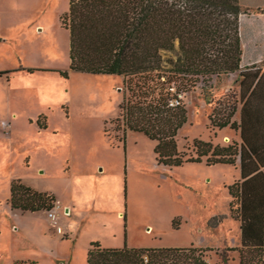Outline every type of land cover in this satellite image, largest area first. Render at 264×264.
I'll use <instances>...</instances> for the list:
<instances>
[{
	"label": "rangeland",
	"instance_id": "rangeland-1",
	"mask_svg": "<svg viewBox=\"0 0 264 264\" xmlns=\"http://www.w3.org/2000/svg\"><path fill=\"white\" fill-rule=\"evenodd\" d=\"M69 1L0 0V123H8L0 128V264L38 250L37 264H87L92 238L109 249L192 245L206 264H264V250L241 247L236 206L230 208L227 187L239 180L238 162L158 166L155 143L123 131V78L69 71V33L60 20ZM237 80L238 73L205 80L177 97L187 118L176 136L179 152L193 156V140L237 147L238 132L208 121L237 104ZM14 180L70 194L72 217L60 216L65 227L73 221L67 225L76 239L53 225L49 231L46 212L13 227L12 216L21 215L9 206Z\"/></svg>",
	"mask_w": 264,
	"mask_h": 264
},
{
	"label": "trees",
	"instance_id": "trees-1",
	"mask_svg": "<svg viewBox=\"0 0 264 264\" xmlns=\"http://www.w3.org/2000/svg\"><path fill=\"white\" fill-rule=\"evenodd\" d=\"M241 14L246 11L239 0H70L60 20L69 33V71L123 78L128 93L119 108L123 131L154 142L158 166L171 170L184 164L238 162L239 180L227 187V193L230 208L236 206L240 244L264 250V69L251 65L240 71ZM234 73H238L239 108L231 105L224 118L211 115L208 121L217 129L238 132L237 147L193 140V156L179 152L176 136L187 118L177 97L200 82ZM59 75L68 78L66 71ZM172 100L179 105L170 107ZM54 205L53 195L36 192L19 180L10 183L11 210L48 212ZM201 251L192 245L104 249L94 242L86 263L206 264Z\"/></svg>",
	"mask_w": 264,
	"mask_h": 264
},
{
	"label": "crops",
	"instance_id": "crops-1",
	"mask_svg": "<svg viewBox=\"0 0 264 264\" xmlns=\"http://www.w3.org/2000/svg\"><path fill=\"white\" fill-rule=\"evenodd\" d=\"M240 6L242 9L246 11V14H241L239 16V36H240V43H241V59H240V71H243L245 67L251 66V65H259L264 63V0H239ZM43 31V29L41 28ZM41 174L44 173V171H40ZM58 173V171H57ZM41 176V175H40ZM42 181L43 179H39ZM26 185V184H25ZM31 188L33 186L26 185ZM35 189V188H33ZM38 192L42 193H48L54 196L55 198V205L57 206V216L58 221L57 223L60 225L62 232H66V234H69L74 239H76V235L78 232L70 231L73 229V227L67 225L72 224L73 221H68L66 223V227L63 223V218L61 219L60 212L64 210L65 214L68 215V218H71L72 212L71 209L74 208L72 198L70 194L67 193H60L57 190H53L50 188H39L35 189ZM14 214L15 212L19 211H12ZM20 216H12V220L14 221V224L12 225L14 227L15 223L20 224L21 228L22 221L25 215H42L43 212H35V213H21ZM16 215V214H15ZM45 219V223L49 227V231H51L52 227L54 226L46 216H43ZM53 225V226H52ZM58 225V226H59ZM55 227V226H54ZM39 234H43V232L39 231ZM97 242L99 245L104 249H109L110 247L106 245L105 241L102 239L92 238L88 241L87 246L85 247L86 256L87 252L90 248L91 243ZM263 243H264V223H263ZM44 251V255H46L48 258H53V260H61L60 257L57 255L51 256L49 251ZM42 251L38 250L35 253H31L25 257H18L15 259V264H37L39 259L41 258L40 253ZM43 255V256H44ZM65 264V262H63ZM62 263V264H63ZM57 264V263H56Z\"/></svg>",
	"mask_w": 264,
	"mask_h": 264
},
{
	"label": "built area",
	"instance_id": "built-area-1",
	"mask_svg": "<svg viewBox=\"0 0 264 264\" xmlns=\"http://www.w3.org/2000/svg\"><path fill=\"white\" fill-rule=\"evenodd\" d=\"M179 103L176 101V100H172L170 103H169V106L170 107H176L178 106ZM8 126V123H6L5 121L1 122L0 123V128H2L4 131L6 130ZM57 206L54 205V208L49 210L48 212H46L47 214V219L56 227V233L57 234H63L62 232V229L60 226H58V216H57Z\"/></svg>",
	"mask_w": 264,
	"mask_h": 264
},
{
	"label": "bare ground",
	"instance_id": "bare-ground-1",
	"mask_svg": "<svg viewBox=\"0 0 264 264\" xmlns=\"http://www.w3.org/2000/svg\"><path fill=\"white\" fill-rule=\"evenodd\" d=\"M150 231H147V233H149Z\"/></svg>",
	"mask_w": 264,
	"mask_h": 264
}]
</instances>
